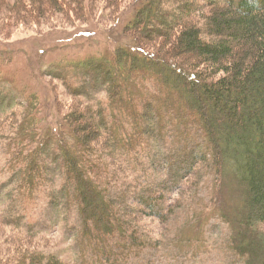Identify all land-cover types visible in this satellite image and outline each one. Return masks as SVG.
Masks as SVG:
<instances>
[{"label": "trees", "instance_id": "16d2710c", "mask_svg": "<svg viewBox=\"0 0 264 264\" xmlns=\"http://www.w3.org/2000/svg\"><path fill=\"white\" fill-rule=\"evenodd\" d=\"M91 1L103 0H16L10 10L23 16L32 7L44 24L75 4L87 11ZM109 1L121 12L122 0ZM132 8L134 46L85 67L105 80L109 106L87 104L62 123L68 192L85 238L103 260L123 264L164 242L144 232L143 216L170 225L187 209L195 213L180 242L202 249L221 218L232 251L264 264V0H136ZM23 104L16 160L35 189L46 176L47 149L35 146L45 127L38 104ZM206 190L211 201L202 208ZM36 255L35 264H67Z\"/></svg>", "mask_w": 264, "mask_h": 264}, {"label": "rangeland", "instance_id": "374dc122", "mask_svg": "<svg viewBox=\"0 0 264 264\" xmlns=\"http://www.w3.org/2000/svg\"><path fill=\"white\" fill-rule=\"evenodd\" d=\"M13 1L0 0V264H35L32 257L40 256L38 252L60 256L67 264H116L118 257L103 260L85 238L79 206L68 192L60 136L64 118L77 108L86 109L90 103L109 106L105 80L85 67L92 59L111 57L122 46L134 44L127 27L136 16V0H122L121 12L109 0L97 6L91 1L87 11L75 4L68 12L49 15L44 24L36 22L39 13L32 7L23 14L29 22L13 13ZM34 101L39 106L36 117L45 127L43 146L40 141L35 146L47 149L42 163L46 176L35 189L27 184L24 163L16 160L19 123L26 122L23 103ZM16 111L20 115L9 118ZM88 158L86 167L94 164ZM124 175L122 185L130 179V174ZM209 193L201 196L202 208L211 201ZM194 213L186 209L170 225L143 216L144 232L164 242L160 249L123 264H247L232 251V230L221 218L213 219L202 249L180 242Z\"/></svg>", "mask_w": 264, "mask_h": 264}]
</instances>
